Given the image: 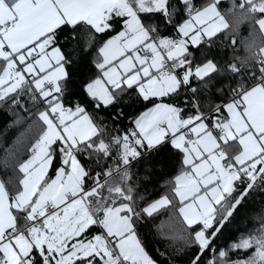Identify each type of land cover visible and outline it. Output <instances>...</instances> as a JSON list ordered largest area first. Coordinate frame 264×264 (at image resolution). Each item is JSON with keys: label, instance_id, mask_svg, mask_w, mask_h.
<instances>
[{"label": "snow or ice", "instance_id": "1", "mask_svg": "<svg viewBox=\"0 0 264 264\" xmlns=\"http://www.w3.org/2000/svg\"><path fill=\"white\" fill-rule=\"evenodd\" d=\"M5 106L0 264H264V0H0Z\"/></svg>", "mask_w": 264, "mask_h": 264}, {"label": "trees", "instance_id": "2", "mask_svg": "<svg viewBox=\"0 0 264 264\" xmlns=\"http://www.w3.org/2000/svg\"><path fill=\"white\" fill-rule=\"evenodd\" d=\"M223 7L226 8L227 4ZM248 31L249 29L247 25L242 26L241 36H247ZM214 51L218 54V59L221 61L231 59L232 48L227 38L218 41V47H216ZM125 110L134 111V109H129L127 107ZM105 116H107V113ZM31 123L32 120L28 118L27 113L19 110H13L7 106L0 107V156H3L9 151L15 152L23 148V141L30 137L35 131L34 129L29 131V125ZM153 195L156 196L158 193H153ZM262 209H264V194L256 193L254 195V199L248 207V212L242 215L250 218L251 216L259 213ZM158 219L159 221L167 220L168 216H161ZM247 223L250 226V221H247ZM244 226L245 224L241 222V218H238L236 227L230 228L225 233L224 241L226 242L229 238L234 237L236 235V231L238 229L242 230ZM141 235L150 254L157 260H160L161 264H165V259L160 256V253L166 251V243L157 235L155 224H148L141 230ZM173 259L175 258L173 257ZM176 264H186V260L177 259Z\"/></svg>", "mask_w": 264, "mask_h": 264}]
</instances>
